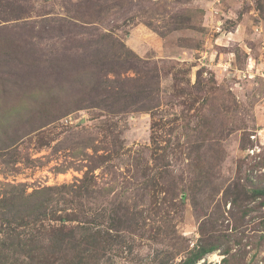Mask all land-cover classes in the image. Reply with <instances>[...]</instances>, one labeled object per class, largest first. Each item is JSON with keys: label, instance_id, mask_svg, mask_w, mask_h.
<instances>
[{"label": "rangeland", "instance_id": "374dc122", "mask_svg": "<svg viewBox=\"0 0 264 264\" xmlns=\"http://www.w3.org/2000/svg\"><path fill=\"white\" fill-rule=\"evenodd\" d=\"M0 264H264V0H0Z\"/></svg>", "mask_w": 264, "mask_h": 264}, {"label": "trees", "instance_id": "16d2710c", "mask_svg": "<svg viewBox=\"0 0 264 264\" xmlns=\"http://www.w3.org/2000/svg\"><path fill=\"white\" fill-rule=\"evenodd\" d=\"M141 107H145V106H141Z\"/></svg>", "mask_w": 264, "mask_h": 264}]
</instances>
